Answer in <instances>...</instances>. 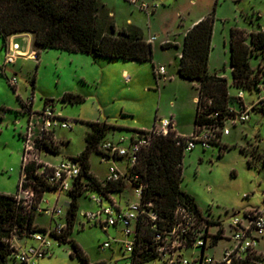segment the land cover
I'll use <instances>...</instances> for the list:
<instances>
[{"label": "rangeland", "instance_id": "rangeland-1", "mask_svg": "<svg viewBox=\"0 0 264 264\" xmlns=\"http://www.w3.org/2000/svg\"><path fill=\"white\" fill-rule=\"evenodd\" d=\"M145 1L150 6L158 5L154 14L148 15L146 10L128 0H103L119 28L126 27L128 19H131L147 35L156 36L154 59L149 62L97 57L54 48L42 49L38 58L33 44L28 54L17 57L14 63H8L0 37V192L17 194L23 165L24 140L21 135L28 124L25 113L31 108L42 110L47 98L54 100L56 111L71 124L68 128L57 126L55 129L56 141L61 143L60 153L46 154L45 148L39 151L41 157L54 161L76 157L85 149V136L91 129V121L124 125L110 129L100 145L105 140H116L122 135L130 138L135 134L134 129H151L156 118L167 117L175 109L183 128L192 131L196 89L187 80L178 78L171 82L169 78L175 74L180 63L182 46L167 48L162 41L183 42L184 30L200 13L208 15L216 9L210 67L227 77L230 93L238 95L239 88L231 85V28L239 27L249 32L264 28V0ZM17 41L25 44L22 36ZM32 55L34 59L28 58ZM259 61L257 57L251 58L254 67ZM155 65H165L166 77L156 75ZM14 77L17 79L15 88L10 83ZM244 91L246 102L256 99L259 94L257 90ZM66 92L81 94L85 100L80 103L63 102L61 98ZM22 100L32 101L33 104L22 107ZM3 108L7 110L3 111ZM228 126L231 133L221 137V145L204 147L198 143L193 150L185 152L181 182V188L195 197L201 210L213 219L214 224L222 222L225 225L234 212L261 205L264 201V114L255 113L248 122L236 126L229 122ZM90 163L97 175L106 176L109 164L103 161L101 152L94 151ZM116 164L124 171L128 167L125 158L117 160ZM116 197L124 204L138 198L129 182ZM44 198L48 202H42V207L62 208V216L56 215V219L64 222L70 199L68 193L52 190L46 192ZM79 203L70 237L80 245L89 262L130 264L119 244L113 243L105 250L100 247L105 241L120 237L121 226H111L106 230L88 222L83 211L95 209V203L86 194L79 197ZM36 218L40 226L50 224V215L36 213ZM12 243L24 246L36 242L33 238L16 236ZM229 244L226 238H221L209 253L220 257L223 248ZM258 249L260 255H264V240ZM51 251V256L42 258L40 264H84L77 256H71L74 247L70 241L55 240Z\"/></svg>", "mask_w": 264, "mask_h": 264}, {"label": "trees", "instance_id": "trees-1", "mask_svg": "<svg viewBox=\"0 0 264 264\" xmlns=\"http://www.w3.org/2000/svg\"><path fill=\"white\" fill-rule=\"evenodd\" d=\"M215 12L214 8L186 32L179 64L181 77L199 83L195 130L203 125H222L229 105L236 102V97L230 93L228 78L211 72L209 68ZM23 32L35 34L34 45L38 58L42 49L54 48L130 61L149 62L154 59V46L145 39L142 29L132 24L118 29L103 0H0V37L4 48H7L11 36ZM230 39L231 85L239 90H252L257 79L256 67L251 64V58H264V30L248 34L243 28L233 27ZM173 45L171 42L163 44L164 47ZM61 100L80 103L85 98L81 94L66 92ZM48 103H54V100L47 98L45 104ZM27 105V102L22 101V107ZM6 110L3 108V111ZM215 112H219L220 116H212ZM89 124L91 129L85 136V149L75 157L83 164L82 174L73 190L68 192L71 197L67 210L68 226L60 236V241L72 242L74 251L71 256H77L84 264H105L90 263L80 245L70 237L80 208L79 197L88 195L86 188L96 189L106 195L122 192L126 188L123 179L104 183L91 172V154L94 151L103 153L100 144L110 129L116 126L107 121H91ZM135 131L144 132L143 129ZM181 140L182 137L176 131L168 135H153L150 146L140 153L138 162L131 168L132 174L140 176L139 183L145 185L144 200L154 202L167 225L173 221L179 203H189L197 211L201 210L195 197L181 188L186 152ZM220 142L218 140L212 144L221 145ZM60 147L61 143L53 141L44 146L47 151L56 154L60 153ZM253 152L257 154L255 150ZM35 171V164H30L22 169L21 177L25 175V185L35 188L37 205L46 192L56 188ZM19 187L20 184L18 190ZM24 211L25 207L18 200L17 194L0 192V264H9L15 250L12 245L15 236L24 238L28 232L45 229L35 223L34 212L28 216ZM218 239L219 236L215 238V244ZM234 264H264V255L236 261Z\"/></svg>", "mask_w": 264, "mask_h": 264}, {"label": "built area", "instance_id": "built-area-1", "mask_svg": "<svg viewBox=\"0 0 264 264\" xmlns=\"http://www.w3.org/2000/svg\"><path fill=\"white\" fill-rule=\"evenodd\" d=\"M139 5L147 12H153L158 5H152L145 0H128ZM154 39V37H152ZM29 53L21 49V44L9 40L6 48V61L14 63L16 58ZM158 75L165 73V66L155 69ZM257 82L252 90L258 91V97L250 102L245 100V91L240 89L236 102L230 104L228 113L223 119L222 125L199 126L190 135H180L185 150H193L198 143L209 147L214 141L221 140L223 135L231 133L228 123L233 126L251 120L255 113L264 114V58H261L255 70ZM16 86V77L10 80ZM32 105L33 102H27ZM28 124L23 132V159L22 169L30 164H35L36 174L42 177L60 192H70L75 187L79 176L82 174V162L75 157L63 158L58 163L44 161L39 155L40 149L46 143L56 141L55 129L57 126L68 128L71 126L62 114L57 112L53 103L45 104L40 111L29 109ZM219 117L220 113L212 114ZM144 132L135 131L130 138L122 135L118 139L105 140L101 145L105 160L107 158H125L128 163L127 171H122L117 165L110 164L104 183L125 180L134 186L137 200L128 201L122 205L113 197V192L108 195L92 188H86L89 198L95 203L96 208L83 211V215L90 223L104 229L113 226H121V236L113 240L105 241L100 247L102 250L112 247L113 243L120 245L124 258L130 264H234L236 261L256 259L260 255L258 246L264 240V201L261 205L238 210L231 216L225 225L222 222L214 224L213 219L204 211H197L189 203H179L175 209L173 221L170 225L165 223L164 218L155 208L153 201L144 200L143 183H139L140 176L134 175L131 168L138 162L140 153L150 146L152 136L168 135L176 131L174 120L160 118L156 120L153 128L143 129ZM44 151V150H43ZM25 175L20 178V187L17 198L25 207L24 213L28 216L32 212L50 215L53 225L44 230L28 232L25 237L33 238L36 243L16 245L10 256L9 264H40L42 258L52 254L54 241H60L68 226L67 212L65 221L59 222L56 215L62 216V208L41 206L43 199L36 205V191L32 185H25ZM201 209V208H200ZM217 228L214 231V228ZM226 238L229 245L223 248L220 257L212 255L209 250L216 244L215 238ZM16 237V236H15ZM190 254V255H189Z\"/></svg>", "mask_w": 264, "mask_h": 264}, {"label": "crops", "instance_id": "crops-1", "mask_svg": "<svg viewBox=\"0 0 264 264\" xmlns=\"http://www.w3.org/2000/svg\"><path fill=\"white\" fill-rule=\"evenodd\" d=\"M134 5H137V4H134ZM156 10H157V8L153 11V12H147L148 13V15H151V14H154L155 12H156ZM111 12V11H110ZM111 14L113 15V13L111 12ZM204 16H206L204 13H200L199 15H197V17L192 21V23L190 24V25H188L187 26V28L184 30V33H183V36L185 37V34H186V32L195 24V23H197L202 17H204ZM114 18V17H113ZM130 22V23H129ZM116 23V22H115ZM129 24H132V25H134L133 24V22H132V20L131 19H128V25ZM127 25V26H128ZM116 26H117V24H116ZM126 26V27H127ZM136 26V25H135ZM138 27V26H137ZM117 28L118 29H122V28H119L118 26H117ZM123 28H125V27H123ZM141 29V28H140ZM259 30H264V28H261V29H259ZM258 30V31H259ZM143 31V33H144V36H145V39L147 40V41H150V42H152V44L155 42V39H156V36L155 35H147L146 34V32L144 31V30H142ZM247 32H249V31H247ZM251 32H253V31H251ZM250 33V32H249ZM20 36H22V37H24L25 38V44L24 45H21V49L22 50H26L27 48H28V46H29V51H30V48H31V46L34 44L33 42L35 41V34L34 33H29V34H24V35H21V34H16V35H13L12 36V39H14V43L15 42H18L17 41V38H19ZM152 37H154V39H152ZM213 37H214V35H213ZM10 39H11V37H10ZM212 41H213V39H212ZM165 42H171L172 44H174V45H177L178 47H181L182 46V48H183V44H184V41L183 42H172V41H170L169 39H167V40H164V41H162V43L164 44ZM19 43V42H18ZM153 46H154V44H153ZM168 48V47H167ZM212 50V49H211ZM87 54H89V53H87ZM181 55H182V49H181V51L179 52V58L181 59ZM210 55H211V53H210ZM28 58H31V59H34L35 57H34V55H32V57L31 56H28ZM135 62H140V61H135ZM180 64V63H179ZM159 66H161V65H159ZM159 66H156L155 65V68L154 69H156V68H158ZM163 66H165V65H163ZM209 68H210V71L211 72H213V73H218L219 75H221V76H223L221 73H219L218 71H213L212 69H211V67H210V61H209ZM155 73H156V70H155ZM166 74H167V68L165 67V73H163V74H161V75H158L157 73H156V75L158 76V77H162V76H165L166 77ZM170 78V81L172 82V81H174L175 79H178V78H181V79H184V80H187V81H189L190 83H192V85L195 87V89H196V93H195V95L193 96V103L195 104V108H196V113H195V115H194V112L192 111V113H193V121H194V125H193V130L192 131H188V130H186V129H184L183 128V125H182V122H181V120L180 119H178L179 118V116L177 115L178 114V112H177V110L175 109V112H170L169 114V116H167V117H164V118H170V117H172L173 118V120H174V124H175V127H176V132L178 133V134H180V135H190V134H192L194 131H195V119H196V115H197V104H198V98H199V83L197 82V81H190V80H188V79H185V78H183V77H181L180 76V74H179V65L177 66V69H176V71H175V74L174 75H172L171 77H169ZM166 79V78H165ZM23 101V100H22ZM23 102H29V101H23ZM31 102V101H30ZM22 114H24L23 112H21ZM26 115H27V113H25ZM158 119H160V118H156V120H158ZM108 123H111V122H109V121H107ZM111 124H113V123H111ZM113 125H115L116 126V128H114V129H117V126H124V125H116V124H113ZM139 129V128H138ZM140 129H145V128H140ZM135 130V129H134ZM90 131V130H89ZM101 147V146H100ZM44 153H46V154H56V153H52V152H49V151H47V150H45V152ZM45 154V155H46ZM103 154V161H105V162H107L109 165L110 164H115V165H117L116 163H117V160H122V159H124V158H115V159H112V158H107L106 160H105V158H104V153H102ZM42 159L44 160V161H47V162H50V163H58L59 161H61L62 159H60V160H51V159H49V158H47V157H42ZM109 165H108V167L107 168H109ZM118 166V165H117ZM128 166V165H127ZM126 166V167H127ZM119 167V166H118ZM122 171H124V169H122L121 167H119ZM127 169H128V167L127 168H125V170L127 171ZM91 172L98 178V179H100L101 181H105V179H106V176H107V174H106V176L105 177H100L99 175H97L92 169H91ZM107 173H108V169H107ZM18 193V192H17ZM68 193V192H67ZM117 193L118 192H113V197L117 200V201H119L122 205L124 204L120 199H117V197H116V195H117ZM121 193V192H120ZM46 194V193H45ZM45 194H44V196H45ZM70 197V196H69ZM70 202H71V197H70V199L67 201V205H68V208H69V206H70ZM125 205V204H124ZM42 206V205H41ZM96 206V205H95ZM254 207V206H253ZM68 208H67V210H68ZM249 208H252V207H249ZM35 223L37 224V218L35 219ZM53 223H54V221H52V220H50V224L48 225V226H46V227H49V226H51V225H53ZM39 225V224H38ZM42 227L44 226V225H41ZM104 262V261H103ZM106 264V263H105Z\"/></svg>", "mask_w": 264, "mask_h": 264}]
</instances>
